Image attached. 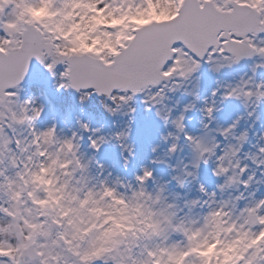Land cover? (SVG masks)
Masks as SVG:
<instances>
[{"label":"clouds","instance_id":"clouds-1","mask_svg":"<svg viewBox=\"0 0 264 264\" xmlns=\"http://www.w3.org/2000/svg\"><path fill=\"white\" fill-rule=\"evenodd\" d=\"M144 3L20 0L16 20L21 33L29 27L39 31L57 57L111 56L130 38L129 30L174 19L184 0ZM238 6L264 21V0H239ZM13 39L0 35V52L19 47ZM254 56L260 59L250 75L222 86L223 91L221 86L212 90L202 109L208 119L198 134L186 132L184 111L166 118L163 102L164 130L150 147L155 155L130 177L109 170L96 156L101 145L112 144L126 169L134 153L132 117L127 108H116L119 100L109 105L114 112L107 111L106 98L98 103L109 116L128 115L123 126L103 132L77 117L76 126L65 132L55 122L34 126L43 111L35 98L6 96L0 103V140L9 141L0 154V264H184L187 256L196 264H264V121L259 113L264 80L256 78L264 56ZM180 86L171 77L159 84L166 92ZM218 92L238 100L243 112L226 126L210 127ZM187 104L192 109L195 100ZM180 115L179 124L173 123ZM185 147L188 159L179 155ZM156 163L170 169L169 179L153 175L149 165ZM201 164L218 179L211 189L199 180ZM193 183L196 194L189 195L187 186Z\"/></svg>","mask_w":264,"mask_h":264},{"label":"snow or ice","instance_id":"snow-or-ice-1","mask_svg":"<svg viewBox=\"0 0 264 264\" xmlns=\"http://www.w3.org/2000/svg\"><path fill=\"white\" fill-rule=\"evenodd\" d=\"M138 2L141 7L145 6L144 0ZM238 4L239 0L232 3H226V0H184L174 19L144 26L134 33L129 30L130 38L122 42L116 54L105 56L101 52L99 57L103 59H100L91 53L57 57L35 28L29 27L21 33L16 20L20 0H0V35L14 37L12 43H19V47L6 54L0 52V103L6 96L17 94L10 89L18 90L30 61L35 58L54 77L58 75L57 88H71L80 93L81 103L85 102L83 96L90 98L95 94L106 98L108 112L115 111L109 105L119 100L116 108H127L132 114L135 109L130 102L137 94H143L142 103L155 106L156 115L160 117V106L166 96V90L159 87L162 78H174L180 86L179 82L186 81L196 72L202 61L208 63L213 72H219L243 58L264 56V47L259 46L264 44V38L257 42L258 34L264 33V21H260L254 11ZM61 64L64 65L63 71L57 74L56 66ZM191 107L186 104L184 110ZM165 109L167 118L171 109L166 105ZM206 110L211 114L212 108ZM182 119V115L177 116L173 123L179 124ZM2 133L0 127V135ZM8 144V140H0V154ZM177 250L179 254H185L183 248ZM184 264L196 262L193 256H187ZM248 264L254 262L249 260Z\"/></svg>","mask_w":264,"mask_h":264},{"label":"rangeland","instance_id":"rangeland-1","mask_svg":"<svg viewBox=\"0 0 264 264\" xmlns=\"http://www.w3.org/2000/svg\"><path fill=\"white\" fill-rule=\"evenodd\" d=\"M264 37H258L259 39ZM260 57L255 58L247 64L231 65L222 68L219 72H213L206 62H201L199 69L194 72L183 84L173 91L166 92L164 104L171 109L170 118L175 117L181 111H184L185 130L189 134H198L201 130L202 122L207 121V117L202 115V109L205 101L211 95L213 89L221 86L220 91H223L224 85L235 82L241 75H250V67ZM64 65H57V74L63 71ZM256 78L264 80V67H257ZM58 75L54 77L41 64L36 66L28 75L26 82L16 90L21 100L25 98H35L36 102L43 105V111L40 117L34 122L37 128H43L53 122L57 124L58 129H63L65 132L69 128L76 126V118L87 121L90 127H99L101 131L108 132L116 125L123 126L124 122L128 121L129 116H109L98 103L99 97L93 95L84 103L79 102L78 92H71L69 89L57 88ZM195 93L193 96L191 93ZM143 94H138L132 102V107L135 112L130 114L132 119L130 122V140L134 143V153L128 159L127 168L122 167V157L120 149L112 144L101 145L96 151L97 160L114 173L121 172L127 176H131L133 171H139L141 165L148 164L149 158L153 155L150 147L159 142V133L164 130L162 120L156 115V107L148 106L142 103ZM216 107L212 113L213 124L226 126L231 123L235 116L243 112V107L240 102L234 98H221L219 92L214 97ZM195 100V107L184 110V105ZM260 119L264 121V105L259 110ZM243 125V122H241ZM170 127V125H169ZM257 128L260 127L258 123ZM87 134H85L84 147H87ZM220 139V137H217ZM183 137L181 140L183 141ZM166 145H161V148ZM247 148V145L245 146ZM91 152V149H87ZM159 151V149H158ZM127 156V153H124ZM179 155L184 158H189V149L183 148ZM174 162V160L172 161ZM153 168V175L162 179H169L170 169L164 164L156 163L149 165ZM199 180L207 188L214 187L218 179L213 177L209 171V166L201 164L199 169ZM170 188H175V182L170 181ZM189 195H195V183L187 186ZM185 191L186 189H176ZM264 190V189H262Z\"/></svg>","mask_w":264,"mask_h":264},{"label":"water","instance_id":"water-1","mask_svg":"<svg viewBox=\"0 0 264 264\" xmlns=\"http://www.w3.org/2000/svg\"><path fill=\"white\" fill-rule=\"evenodd\" d=\"M36 63H38V61H36L35 58H33V59L30 61L29 69H30L34 64H36ZM29 69H28V71H29ZM28 71H27V72H28Z\"/></svg>","mask_w":264,"mask_h":264}]
</instances>
